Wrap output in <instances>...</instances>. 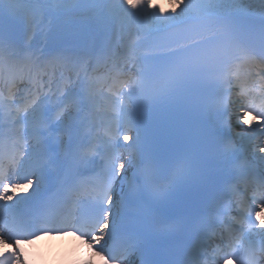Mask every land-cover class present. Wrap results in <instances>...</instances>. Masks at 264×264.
I'll list each match as a JSON object with an SVG mask.
<instances>
[{
  "label": "snow or ice",
  "instance_id": "6c2138e0",
  "mask_svg": "<svg viewBox=\"0 0 264 264\" xmlns=\"http://www.w3.org/2000/svg\"><path fill=\"white\" fill-rule=\"evenodd\" d=\"M37 242L264 264V0H0V264Z\"/></svg>",
  "mask_w": 264,
  "mask_h": 264
},
{
  "label": "bare ground",
  "instance_id": "6f19581e",
  "mask_svg": "<svg viewBox=\"0 0 264 264\" xmlns=\"http://www.w3.org/2000/svg\"><path fill=\"white\" fill-rule=\"evenodd\" d=\"M92 67H88L85 65L84 67H81L79 69H76L72 72H70L71 75H76V72L79 71L84 74L85 70L90 73L93 69L96 70L98 67L96 64L91 65ZM70 239V238H69ZM32 249L34 248L35 250H42L45 252V257L47 260V264H70L69 261V255L73 253V248H65L63 250H60L59 248L52 247V246H47L44 244V242H37L34 246L31 247ZM39 262V260H36ZM39 264H42L41 262Z\"/></svg>",
  "mask_w": 264,
  "mask_h": 264
},
{
  "label": "clouds",
  "instance_id": "9594fccd",
  "mask_svg": "<svg viewBox=\"0 0 264 264\" xmlns=\"http://www.w3.org/2000/svg\"><path fill=\"white\" fill-rule=\"evenodd\" d=\"M78 243H79V241L74 242L73 246H75ZM69 261H70V264H76V262L73 259V253L69 255Z\"/></svg>",
  "mask_w": 264,
  "mask_h": 264
}]
</instances>
